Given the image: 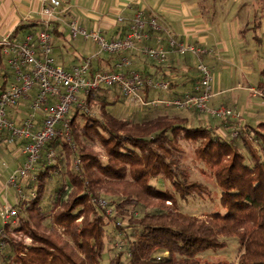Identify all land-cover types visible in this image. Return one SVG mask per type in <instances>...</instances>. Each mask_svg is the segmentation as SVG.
I'll return each mask as SVG.
<instances>
[{
	"label": "trees",
	"instance_id": "trees-1",
	"mask_svg": "<svg viewBox=\"0 0 264 264\" xmlns=\"http://www.w3.org/2000/svg\"><path fill=\"white\" fill-rule=\"evenodd\" d=\"M29 27L20 24L17 32ZM116 88L123 96L113 86L86 97L88 111L74 105L70 139L59 135L43 146L35 178L23 179L22 191L32 190L34 196H19L13 205L17 214L0 231L1 264H105L109 225L124 236L108 264H264V120L227 138L210 124L193 126L186 115L168 112L174 107L136 106L135 115L123 117L112 110L120 98H108ZM257 89L264 103V67ZM151 92L145 88V99L160 97ZM96 102L99 109L91 112ZM183 141L198 143L196 158L221 189L220 210L202 215L180 210L177 196L207 191L182 162ZM50 149L52 158L47 157ZM55 173L67 179L53 190L46 210L43 201ZM153 178L169 185L153 184ZM94 198L106 199L112 213ZM229 237L240 245L236 262L200 256L224 248Z\"/></svg>",
	"mask_w": 264,
	"mask_h": 264
},
{
	"label": "crops",
	"instance_id": "crops-1",
	"mask_svg": "<svg viewBox=\"0 0 264 264\" xmlns=\"http://www.w3.org/2000/svg\"><path fill=\"white\" fill-rule=\"evenodd\" d=\"M47 2L0 0V87H8L14 80L3 51V38L14 34L13 38L20 39L25 33L35 32L49 23L51 30L54 29L55 59L67 69L89 57H92L94 69H108L122 55H127L132 64L125 69L176 83L170 92H151V97H172L191 88L197 76L195 66L201 59L213 71L212 105H224L227 99L231 102L228 107L241 114L227 121L232 128L255 125L263 120L264 103L257 82L264 67V0H60L61 4L49 18L42 13ZM137 10H143L147 16L159 15L163 25L178 39L205 47L210 52L196 56L179 55L170 50L168 59L162 62L148 58L140 48L122 54L98 53L95 42L73 35L70 30L71 23L76 21L87 30L101 28L107 38L122 37L129 30ZM20 24L31 27L28 32H17ZM150 43L156 42L152 39ZM162 45L167 47L166 42ZM232 90L237 92L228 95ZM27 105L28 101H22L10 107L8 116L20 122ZM216 130L223 132L221 126ZM22 149L23 140H11L10 134L4 132L0 139V211L6 204L14 205L20 196L8 179L25 161ZM24 184L22 180L21 185ZM3 224L0 218V229Z\"/></svg>",
	"mask_w": 264,
	"mask_h": 264
},
{
	"label": "built area",
	"instance_id": "built-area-1",
	"mask_svg": "<svg viewBox=\"0 0 264 264\" xmlns=\"http://www.w3.org/2000/svg\"><path fill=\"white\" fill-rule=\"evenodd\" d=\"M60 4V0H48L43 7V15L48 18L53 16ZM46 24L35 32L26 33L22 39L9 35L1 41L14 80L0 92V139L4 132H8L11 140H23L25 161L8 179V183L23 198L34 196L32 190L22 191L21 181L29 177L32 180L35 178L34 167L41 157L43 146L59 135L70 139L72 107L77 105L81 110L88 111L86 97L95 96L102 87H118L131 104L140 107L163 105L178 109L194 108L222 120L241 116L231 107L210 104L215 95L214 76L210 66L201 59L197 63L198 78L191 90L172 97L145 99V88L152 92H170L171 81L143 76L133 69L126 70L132 64L127 55H122L108 69H94L92 57L85 58L67 69L55 59L53 34L50 24ZM70 30L73 35H81L84 39L95 42L98 53L122 54L140 48L148 58L162 62L168 59L170 50L179 55L196 56L210 52L205 47L178 39L163 25L159 15L147 16L143 10L135 12L129 30L122 37L107 38L101 28L87 30L76 21L71 23ZM152 39L156 42L154 45L149 43ZM163 42H166L167 47L162 45ZM22 101H28L27 110L22 120L16 122L8 116V109L18 106ZM242 127L244 126L234 128L232 136H237ZM54 155L53 149L47 153L48 158ZM78 161L76 159L75 163L78 164ZM94 201L107 213H112L106 199L94 198ZM16 214V208L6 204L0 211V218L3 223H7ZM2 245L1 242V247Z\"/></svg>",
	"mask_w": 264,
	"mask_h": 264
},
{
	"label": "rangeland",
	"instance_id": "rangeland-1",
	"mask_svg": "<svg viewBox=\"0 0 264 264\" xmlns=\"http://www.w3.org/2000/svg\"><path fill=\"white\" fill-rule=\"evenodd\" d=\"M228 85V84H226ZM214 89V88H213ZM118 89H110L108 93V98L109 100H113L115 98H120L119 101L113 105V111L115 114L119 116H133L135 115V109L136 105L131 104L124 96H120L119 93H117ZM215 91V89H214ZM237 92L235 90L228 91V95ZM215 93V92H214ZM250 95H252V92L248 91ZM224 105L228 106L231 104L229 100L225 99L224 100ZM99 109V103L96 102L91 106L90 111L91 112H96ZM168 112L170 113H180L182 115H188L190 124L193 126L201 125V124H210L212 127L215 128V132L217 134H220L224 137L230 138L234 137L232 136V128L231 124H228V120H225V122H220V119L217 118H212L206 113L199 112L193 108H187L184 110H177L176 108H169ZM261 117H263L264 120V115L262 114ZM221 123L222 131H217L216 128L217 124ZM237 127H235L236 129ZM242 127L241 129H243ZM239 135V133H238ZM238 137V136H237ZM198 145L197 142H192V141H183L182 146L184 149V153L182 155V162L187 165L190 169V177L191 179L197 180L201 183H203L207 191L204 195H192L188 196L186 198H181L177 196L179 208L183 212L187 213H192V214H197V215H202L205 213H209L215 210H220V193L221 189L219 188L216 179L209 169V167L202 161L196 158L195 155V149L196 146ZM63 169V167H62ZM67 179V177H64V174L59 175L55 173L53 175L52 180L47 186V192L49 191V194L47 197L44 199V207L46 210L50 209V201L52 200L53 196V190L60 184L61 179ZM151 182L153 184H158L159 186H168L169 183H165L164 179H152ZM47 194V193H46ZM18 201V200H17ZM102 209V208H101ZM113 211V210H112ZM251 224H246V229H250ZM108 237H107V243H106V248L103 253V263L108 264L110 257L113 256L116 252V250L120 249V244L122 241V237L124 236V233H121L120 230H115L113 225L108 226ZM226 246L222 249L218 250H208L206 252H203L200 254L201 257L205 259H226L230 262H236L238 254L240 252V245L238 243L237 238L235 237H229L226 238ZM117 248V249H116ZM123 261L126 262V257L123 256Z\"/></svg>",
	"mask_w": 264,
	"mask_h": 264
}]
</instances>
